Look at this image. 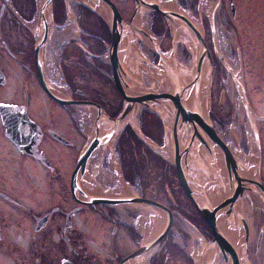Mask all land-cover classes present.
Here are the masks:
<instances>
[{
  "label": "flooded vegetation",
  "instance_id": "obj_1",
  "mask_svg": "<svg viewBox=\"0 0 264 264\" xmlns=\"http://www.w3.org/2000/svg\"><path fill=\"white\" fill-rule=\"evenodd\" d=\"M111 1L128 21L135 1ZM36 7V0H0V264H129L140 246L135 212L77 201L72 190V174L89 136L81 120L90 112L72 101L96 102L111 117L123 107L103 58L101 39L109 38L108 27L87 11L76 15L77 30L72 9L55 0L54 29L43 44ZM54 41L58 53L51 55L48 45ZM122 139L116 136V154ZM87 165L90 171L91 161ZM88 177L82 180L91 182ZM261 181L264 186L263 167ZM140 189L141 196L158 198L153 187ZM248 204L252 225L261 230L264 199L249 194ZM259 235L254 232L248 241L256 259ZM161 257L154 254L149 264H161Z\"/></svg>",
  "mask_w": 264,
  "mask_h": 264
},
{
  "label": "water",
  "instance_id": "obj_2",
  "mask_svg": "<svg viewBox=\"0 0 264 264\" xmlns=\"http://www.w3.org/2000/svg\"><path fill=\"white\" fill-rule=\"evenodd\" d=\"M66 2H80L90 8L93 12L99 15L103 20L108 24L111 35H112V44L110 46V61L113 67L114 72V82L115 86L121 95L124 98V108L122 113L116 118H110L107 116L101 106L92 103V102H75L72 101V105H84L90 106L96 110V126L93 131L92 137L88 141L84 150L82 151L77 166L72 175V190L75 194L76 190H80L79 179L84 176L86 171V166L91 155L97 150L100 149L108 143V140L124 127H126L139 105L148 106L149 108L155 109V111L160 116L162 123L164 125V132L166 138L171 137L172 143V164L176 167L179 181L189 197L192 203L195 205L205 222L210 227L213 233V240L209 243V246L215 245L216 255L218 256L221 252L225 258L227 264H241L239 255L235 251L231 242L228 240L227 235L224 231L220 230L219 227V218L221 216H226L232 218L236 216L240 221V224L244 227L246 231L248 228L236 209V202L239 198L248 196L249 193L258 196H264V187L260 181L252 180L246 178L242 173V167L233 157L229 148L221 140V138L216 133L212 120L210 119V107L208 106L206 111H202L200 104L193 105L190 107L185 104L186 96L188 91L193 90L194 98L199 101L200 97V83L202 78V72L204 71L205 64L209 65L208 80L210 81L209 89L213 76V60L208 49L204 33L200 31L194 23L188 18L185 13L180 9L179 10H170L161 6L159 0H135V11L133 17L129 23H126L121 17L115 5L110 0H64ZM220 0H218V5ZM99 6H105L108 9L109 17L103 16L99 10ZM54 10V0H44L40 11V20L41 22L45 21V14L49 13L52 15ZM146 11H156L160 13L165 20L168 22L170 28L172 29V47L171 53L174 65L170 66L166 63V60L163 57L162 52L153 45L154 51L159 56L160 62L158 65H152L151 67L163 68L166 72L169 89L164 88V90L159 93L154 89L146 90L142 89L143 92H139L133 89L132 83L129 81L128 73L122 65L120 59L119 51L121 53H126L130 58L142 61L147 66H150L131 46L133 42L138 40L137 32L138 27L135 24V19L139 14ZM136 29V32L134 31ZM193 33V38L196 41V46L199 48V59L197 64L196 73L192 81L186 85H183L179 78V66L176 48L179 42L183 41V38L188 36L191 39V34ZM48 36V25L45 22V35L43 41L45 42ZM130 38L129 44H124V39ZM193 37V36H192ZM43 42V43H44ZM136 61V62H137ZM47 90V89H46ZM50 94L51 92L48 91ZM210 96V90H208ZM52 95V94H51ZM53 96V95H52ZM209 96L208 102H209ZM243 96L245 100V109L247 114L249 113L250 107L246 100L245 92L243 89ZM54 97V96H53ZM55 100L65 104V101L54 97ZM202 102V99H201ZM170 107L175 116V127L169 131L165 125L163 112L160 107ZM104 122H109L111 129L105 136H100L99 127ZM170 132V135L168 134ZM253 132L256 140V144L259 148V138L258 132L255 126H253ZM181 136V138L179 137ZM182 138L184 143L182 144ZM202 147L204 151V158L207 163V168L204 164L199 161L200 148ZM216 152L221 156V161L224 165L226 172V182L227 187L226 195L223 201L218 204H213L210 197L207 194V189L209 187H222L221 173L218 169ZM200 166L207 172H210L214 179L210 180L205 186L201 187L199 190L193 187V183L190 179V172L192 167ZM204 166V167H203ZM252 185H256L259 190L254 188ZM224 189V190H225ZM85 196V203L89 204H101L109 205L115 207H130L134 209L148 210L149 208H155L160 210L165 215V225L159 236L152 243L141 247L136 251L132 258L139 256L140 254L148 251L154 247L160 240H162L170 230L172 226L173 215L170 210H168L163 205L148 199H141L138 197H126V196ZM79 200V199H78ZM80 201V200H79ZM208 245L205 246L203 253L206 252ZM212 259V261L207 262L206 264H211L217 258V256Z\"/></svg>",
  "mask_w": 264,
  "mask_h": 264
},
{
  "label": "rangeland",
  "instance_id": "obj_3",
  "mask_svg": "<svg viewBox=\"0 0 264 264\" xmlns=\"http://www.w3.org/2000/svg\"><path fill=\"white\" fill-rule=\"evenodd\" d=\"M183 2L188 6L190 3L194 4V6L192 4V6L188 8L185 6L184 12L188 15L190 14L191 17L198 21L202 26L212 56L213 76L210 107L212 115L216 118L214 121L215 125L219 129V133L224 141L231 147L232 151L238 157L237 159L243 168L247 169L253 167L256 169L259 163V156L251 130L252 126L243 109V99L240 85L238 84L239 82L236 78H233L234 80L232 81L230 69L234 68L235 75L239 78L240 84L242 82L244 89H247L246 94L249 98L251 107L253 108V114L255 116L264 117V0H221L220 6L218 5L217 0H200L201 3H197L196 0H184ZM206 3L209 5V9H205ZM232 6L235 7L234 12H232ZM178 7L180 8L179 5ZM68 8L70 10L72 9V16L73 14H77L78 8H76V5L70 3ZM128 14L129 13L126 12V15ZM146 20L145 25L147 26L148 19L146 18ZM94 24L96 26L95 21ZM57 34L54 35V39L60 37V32L59 35ZM186 41L187 38L181 42L183 47L179 48L178 51H180L181 64L187 67L192 64L194 56L192 58ZM95 42L97 44L96 38ZM164 44L166 48H169L170 39H165ZM98 46L101 47V44ZM57 47L58 45L56 41H54V43H49L48 54H57ZM140 47L147 56L150 55L148 50L144 48L146 47L144 44L140 45ZM183 48L187 49L190 55L186 56L182 50ZM103 58L106 60L108 57L103 56ZM144 78V85L148 86V84H150V78H148L146 74L144 75ZM90 92L91 91H89V93ZM93 92H95V89H93ZM91 97L92 99H97L96 96ZM232 106L233 118L230 120V117H232ZM218 119L224 121V123L225 120L228 119V121H226V124L221 125ZM143 120L147 130L152 133L153 137H158L160 129L157 119L151 116L144 117ZM81 121L83 130H85V133L89 134L94 122L93 110L92 112H86ZM106 126L107 124L105 125V130L110 125ZM261 126V167H263L264 171L263 121ZM130 141L132 140H130L129 134L123 136L121 149L119 151L120 155L116 154L113 150H109L104 156V166L101 169L100 163L103 154L98 152L91 160L92 171L88 175L89 178L95 180L96 183L98 182V185L104 194H109L110 192L115 193L114 191L121 186L120 180L117 176L119 172L114 173L113 170L115 166L118 167L121 164L118 160L119 157H121L123 167L126 173H128L130 169L134 168L133 164H136L133 157L134 154H137V158L140 159V170L139 173H128L132 183L140 185L141 188L144 186L145 190L153 187L158 193L157 200L167 206L173 207L171 199L174 202L178 201L179 208H177V210L182 211L185 214L187 212L189 216L186 215L195 225L193 227L196 228L197 226L201 235L203 233V235L207 236V239H211L212 237L209 235L210 230L208 226L188 201L181 187H179L174 168H172L166 160L162 161L158 156L148 155L141 146L134 149L130 144ZM199 161L201 162V160ZM193 170L196 176L199 175V173L205 176L207 173L206 170L196 165L192 167V171ZM151 175L154 177L150 178L149 176ZM255 177L256 175L254 178ZM89 184L90 182L87 180L82 182L84 187ZM241 203L242 214H247L248 218L251 219V207L246 201H241L240 204ZM161 217L162 214L159 211L151 217L143 215L141 219L144 223L141 225V228L148 230L152 226L153 219L160 221ZM137 222L135 223L139 225ZM178 223L181 225V222L178 221ZM198 236L199 234H195L193 242L191 241L189 246H183L186 254L191 255L196 253L197 256L199 255L201 244L198 242V239L200 240ZM176 242H179V246L182 247L179 238L176 239ZM261 250L262 255H260L258 263L264 264V245ZM185 253L182 252L183 255H185ZM183 255L177 253L176 258H174L176 260L167 261V264H189L186 255ZM216 264H224V262L219 260ZM245 264L250 263L246 262Z\"/></svg>",
  "mask_w": 264,
  "mask_h": 264
},
{
  "label": "bare ground",
  "instance_id": "obj_4",
  "mask_svg": "<svg viewBox=\"0 0 264 264\" xmlns=\"http://www.w3.org/2000/svg\"><path fill=\"white\" fill-rule=\"evenodd\" d=\"M40 1V6H42V4L44 3V0H38ZM160 4L162 7L170 9V10H179L178 4L176 0H159ZM209 5H205V9H209L208 7ZM99 12L104 15L109 17V14L106 10L105 7H98ZM185 15L190 18V20L194 23V25L196 26V28H198L200 31L203 32V28L200 25V23L196 20H194L191 15L186 14ZM47 17V16H46ZM145 21H146V17L143 16L141 18H137L136 24L138 27H140L141 31L147 32V26L145 25ZM134 31L136 32V29H134ZM138 34V33H137ZM191 39L189 40V37H187V44L189 47V50L191 51V53L194 56V59L192 60V64L190 66H183L180 65L178 70H179V78L180 81L183 85H186L188 83H190L196 73L197 70V64H198V55H199V48L198 46H196V41L193 39L195 38L193 33H190ZM144 40V43L148 46H150L151 48H153V45L158 44V39H154L152 38L151 40L148 39L146 36L142 37ZM130 38L128 37L124 39V44L125 47L126 45L129 44V40ZM153 42V45H152ZM133 47L134 50H138V46L135 42L132 43L131 45ZM139 51V50H138ZM121 60H122V64L124 66V69L126 70V72L128 73L129 77H131L133 80L130 81L133 85V89L136 91H142V83L145 81L144 76L142 75V71L148 70L150 71L144 64L136 62L135 60H131L130 56L127 55L125 52L124 53H119ZM166 63H168V65L173 66L174 65V60L172 58L171 55H167L165 57ZM231 71V77H232V81L233 78H236V80H238V84H240L239 78L235 75L236 73L234 72V68L230 69ZM208 73H209V65H207V63L205 64L204 67V71L202 72V78H201V83H200V97H199V101L196 100V98H194V92L193 90L188 91L187 96H186V100H185V104L193 107V105L196 104H200L202 111H206L208 106H209V102H208V97L209 96V84L210 81L208 80ZM150 76L153 78L154 81V88L155 90H157V88L162 85L164 88L169 89V82H168V78L166 73H150ZM236 76V77H235ZM142 82V83H141ZM241 87V86H240ZM202 99V102H201ZM161 111L163 112V116H164V121L165 124L168 128L169 131H171L176 123H175V116L172 112V109L170 107H165L163 110V107H160ZM254 116H251V119H253ZM168 134L170 135V132H168ZM181 138V136H179ZM167 146L163 149L165 155L167 156V158L172 159V143H171V137L169 136V138L167 137ZM114 142H111V145ZM184 143L183 138H182V144ZM235 157L238 158L236 156V154L234 153ZM201 158L203 162H206L205 158H204V153L201 154ZM216 158L218 159V164L222 167V162H221V156L218 152H216ZM206 166V165H205ZM222 170V169H221ZM256 169L253 167L250 168H243V175H246L250 178H254V176L256 175ZM224 169H223V173L222 175H224ZM206 177L207 176H203L201 174L197 175V177L195 178V180L193 181V187L196 189H200L202 184L206 183ZM213 179V178H212ZM91 181V179H89ZM121 186L119 187V189H117L116 191H114L115 193L110 192L109 195H116V194H120V196L122 195H133V192L131 191L130 187L126 184H124L121 181ZM227 187V183H226V179L222 180V187L220 188H215V189H207V194L210 197L212 203L215 205L217 203H220L221 201L224 200L225 195H226V188ZM85 189L87 190L88 193H90L91 195L94 196H103L104 193L101 189H99L98 187L95 188L91 185H88L85 187ZM225 189V190H224ZM237 210L241 211V206L240 203L237 204ZM234 222V221H233ZM165 224V217L162 215V218H160V221L157 219H153V223L152 226L148 229L145 230L142 229L141 232L145 237V240L147 241H152L153 239H155L157 237V235L159 234V232L162 230L163 226ZM238 225V226H237ZM220 230L224 231V233L227 235L228 240L231 242L232 246L234 247L235 251H237V253H239V256H241V258L243 259V264L246 263L247 259L249 257V259L251 260L252 263L254 264H259V259L254 258V256L252 255V253L250 251H248V257H247V252L245 251L246 248V240L244 239V233H243V229L241 228L242 225L240 223L237 224V222L235 223V226L233 227L232 221L227 220L226 217H222L220 218ZM192 242H193V238H192ZM157 248V246H156ZM214 247H210L207 249L206 253H204L203 259L205 258V261H209L213 254H214ZM260 258V257H259ZM147 260V257H143L140 256L139 258L135 259L134 261H132L131 264H145ZM248 262V261H247ZM204 264V263H203Z\"/></svg>",
  "mask_w": 264,
  "mask_h": 264
}]
</instances>
